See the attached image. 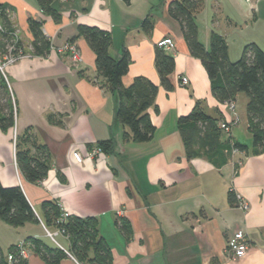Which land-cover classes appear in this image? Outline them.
Masks as SVG:
<instances>
[{"label": "crops", "instance_id": "obj_1", "mask_svg": "<svg viewBox=\"0 0 264 264\" xmlns=\"http://www.w3.org/2000/svg\"><path fill=\"white\" fill-rule=\"evenodd\" d=\"M170 1L56 0L53 6L60 17L55 19L38 0H0L27 52L6 69L5 80L16 109L14 127H0V179L5 186H21L39 218L17 227L0 218V245L5 252L23 241L31 246L29 237L46 240L42 204L54 200L69 214L98 218L99 232L113 250L114 264H264V149L256 150L248 142L252 133L247 114L241 129L238 114L239 121L227 137L221 134L220 142L228 147L238 142L247 150L231 153L226 162L224 156L215 161L203 154L187 157L179 117L197 105L220 119L230 113L226 103L212 95L201 59L191 55L180 23L169 15ZM148 15L154 20L150 33L141 29ZM30 17L42 22L52 42L46 56L30 54ZM197 23L205 47H210L212 33L219 34L226 39L233 61L249 43L264 50V0H206ZM79 24L109 31L113 57H122L128 49L132 63L123 77L126 86L139 76L160 85L154 61L157 43L165 37L175 42V48L167 50L175 57L174 89L168 92L159 86L149 109L156 126L150 141H123L124 127L116 117L117 96L98 75L96 55L84 38L74 42L79 61L59 52L78 34ZM3 26L0 15V32ZM181 76L189 78L188 85H181ZM26 131L49 152L51 168L39 183L29 181L17 163L15 134ZM111 137L115 153L88 157L90 146ZM241 137L247 144L237 139ZM74 152L82 154L83 162L75 160ZM231 189L249 202V210L229 201ZM117 219L130 224V238L121 232ZM109 228L117 243L110 241ZM240 230L249 249L244 257L233 259L226 243ZM59 237L67 250L69 240ZM27 262L46 264L35 252ZM60 264L81 263L68 254Z\"/></svg>", "mask_w": 264, "mask_h": 264}, {"label": "trees", "instance_id": "obj_2", "mask_svg": "<svg viewBox=\"0 0 264 264\" xmlns=\"http://www.w3.org/2000/svg\"><path fill=\"white\" fill-rule=\"evenodd\" d=\"M54 1L56 0H38V3L43 11L58 19L60 14L53 6ZM205 2L206 0H171L168 4V13L180 23L191 55L201 59L210 79L212 95L220 102L235 101L240 93L247 95L248 130L252 133L254 148L263 150L264 50L256 43H249L244 47L241 57L233 61L229 58L226 39L216 33H212L210 47L207 49L199 40L197 23V14L204 7ZM0 15L4 21V29L0 32V56H2L8 46L14 42L15 29L8 18L7 7L0 5ZM28 25L33 36L30 54L46 56L52 42L44 33L42 22L30 17ZM141 29L146 33L154 29V20L150 15L143 20ZM80 37L87 41L96 55L95 65L98 75L117 96L116 117L124 127L123 141H150L156 126L149 109L155 103L159 86L168 92L174 89L171 74L175 70V57L157 46L154 61L159 73L160 85L144 76H139L126 86L123 83V77L128 73L132 63L128 49H124L122 57L118 59L113 57L110 54L113 43L111 33L97 26L79 24L78 34L68 42L74 43ZM16 48L27 54L21 41L16 43ZM15 109L8 84L0 71L1 128L7 130L14 127ZM223 120L207 114L199 105L195 106L190 113L179 117L178 129L185 140L189 159L203 154L212 161H215L217 156H224V162L228 160L231 146H225L220 142L221 134L225 132L219 127V123ZM94 146L99 147L105 154L115 153L113 137L102 140ZM233 146L240 151L247 150L246 146L238 142ZM16 159L21 172L29 181L39 183L48 176L51 168L49 152L46 145L38 143L32 133L26 131L17 134ZM217 164L221 165V163ZM228 199L237 205L236 193L233 189L229 190ZM63 214L64 210L59 202L54 200L43 202L41 220L48 229H61L69 236L67 250L56 243L29 237L27 240L30 241L31 252L37 253L46 264H60L68 254L81 264H114L113 250L99 232L97 217H80L72 214L64 216ZM0 218L16 227L30 221H39L21 186H5L1 179ZM116 223L127 238L132 236L131 226L125 219H117ZM17 246L18 244L11 246L5 252L0 245V264H28V259L20 257ZM9 254L14 256L11 263L8 260Z\"/></svg>", "mask_w": 264, "mask_h": 264}, {"label": "built area", "instance_id": "obj_3", "mask_svg": "<svg viewBox=\"0 0 264 264\" xmlns=\"http://www.w3.org/2000/svg\"><path fill=\"white\" fill-rule=\"evenodd\" d=\"M3 29L4 28H1V31ZM18 41H19L18 32L16 30H14V42L11 45H9L7 51L2 56H0V71L6 80H7V76H6L7 67L16 63L21 58L27 56V54H25L21 49L19 50L16 48V43ZM157 46L160 48H163L164 50L167 51V50L175 48V42L173 41L172 38L165 37L157 43ZM58 50H59V52L68 53L74 61L80 60L78 48L72 42L67 41ZM180 82H181V85L186 86L189 83V78L187 76H181ZM225 103L227 105V108H228L230 114L226 119H224L222 122L219 123V127L223 131L228 133V132H230L231 126H233L235 123H237L239 121V116H238V113L236 112L235 101H226ZM16 136H17V134H15V138H14V145L15 146H16ZM230 151L232 154H236L240 150L238 148H235L232 144ZM101 153H103L102 150L99 147L94 146L91 148V150H89L88 157L91 158V157H94V156L99 155ZM73 155H74V158L77 162H83L84 159H83V156L81 153L74 152ZM236 202H237V206L239 208L243 209L244 211L249 210V208H250L249 202L238 193L236 194ZM63 215L68 216L69 213L64 211ZM45 231H46V235L49 238H51L53 240V242L56 243L61 248H63V246L60 244V242L58 241L57 238L59 236H64L69 240V236L66 235L65 232L61 229L51 230V229H48L47 227H45ZM17 247H18V253H19L20 257L22 259H29L30 254H31L29 244L27 242L23 241V242L19 243ZM248 249H249V241L246 238V235L242 230L234 232V234H232L231 236L228 237L227 243H226V252L229 255H231V257L233 259H239V258L244 257L247 254ZM71 257H73V256H71ZM8 260L10 263L13 262V260H14L13 254H9Z\"/></svg>", "mask_w": 264, "mask_h": 264}, {"label": "rangeland", "instance_id": "obj_4", "mask_svg": "<svg viewBox=\"0 0 264 264\" xmlns=\"http://www.w3.org/2000/svg\"><path fill=\"white\" fill-rule=\"evenodd\" d=\"M127 2H129L130 0H126ZM236 101V100H235ZM247 101H248V97L245 93H240V97L238 98V101L236 103V112L239 114L240 116V122L237 124L238 126H240L239 128H244V126H246V117L245 115L247 114L246 113V104H247ZM246 132L247 134V131L244 130V133ZM245 134V135H246ZM223 135H225L227 137V134L225 132H223ZM247 136V135H246ZM239 139V141L241 143H244V144H247V140H245V138H237ZM248 142H250V144L252 145L253 143V138L250 139V141L248 140ZM113 229L109 228V233H110V241L113 242V243H117V238H116V235L115 233L112 232ZM58 240L62 241L60 237L57 238ZM46 240L49 242V243H52L54 244L53 240L51 238H46Z\"/></svg>", "mask_w": 264, "mask_h": 264}]
</instances>
